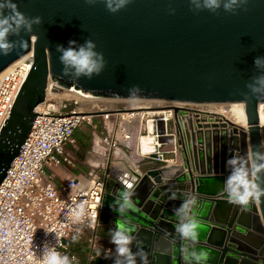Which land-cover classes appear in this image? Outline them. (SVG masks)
Instances as JSON below:
<instances>
[{
    "label": "water",
    "instance_id": "1",
    "mask_svg": "<svg viewBox=\"0 0 264 264\" xmlns=\"http://www.w3.org/2000/svg\"><path fill=\"white\" fill-rule=\"evenodd\" d=\"M14 2L27 16L42 17L43 23L34 26L33 33H21L29 41L26 50L0 55L1 74L33 51L31 70L0 134V184L30 132L37 107L45 101L48 81L101 99L243 104L244 126L216 114L201 116L169 106L175 137L164 135L162 121L157 123V133L166 154L174 152L176 141L180 164L140 162L149 167L134 172L136 207L122 217L113 207L126 186L105 180L97 229L110 231L118 219L130 221L144 241L150 264H188L174 210L186 196L195 195V212L204 225L196 245L207 253L203 264H264V198L257 203L259 215L255 203L245 209L229 203L223 191L229 174L226 160L234 152L244 154L264 142L258 111L264 98L245 95L246 83L258 74L254 60L264 56V0H250L248 10L235 15L223 8L218 13H195L189 0H132L116 13L109 12L102 0L94 6L85 0ZM170 9L175 13L170 14ZM31 34L38 37L33 39ZM88 38L104 54L105 69L92 79L74 81L63 76L57 45L67 47L70 40L83 44ZM134 85L142 91L130 95ZM110 254L113 250L105 256ZM105 256L104 262L113 264Z\"/></svg>",
    "mask_w": 264,
    "mask_h": 264
},
{
    "label": "built area",
    "instance_id": "2",
    "mask_svg": "<svg viewBox=\"0 0 264 264\" xmlns=\"http://www.w3.org/2000/svg\"><path fill=\"white\" fill-rule=\"evenodd\" d=\"M32 64L30 50L0 77V134ZM56 90L74 101L90 96L48 81L45 101L37 107L30 132L0 184V264H42L45 243L75 261L72 244L86 234L94 247L98 219L92 213L100 211L106 178L69 179L57 184L51 173L53 168L71 164L65 146L74 143V134L83 125L91 127L95 119L100 121L101 143L110 157L119 150L140 162L178 164L176 141L174 152L166 154L157 133V123L162 121L164 135L173 134L169 106L144 108L137 99H107L100 103L106 106L99 108L66 109L54 96L47 97L48 91ZM183 117L178 116L179 120ZM144 136L151 138L148 147L142 144ZM81 202L87 215L83 223H77L72 212Z\"/></svg>",
    "mask_w": 264,
    "mask_h": 264
},
{
    "label": "clouds",
    "instance_id": "3",
    "mask_svg": "<svg viewBox=\"0 0 264 264\" xmlns=\"http://www.w3.org/2000/svg\"><path fill=\"white\" fill-rule=\"evenodd\" d=\"M94 6L101 0H85ZM106 9L111 13H116L125 8L132 0H102ZM250 0H189L191 10L198 13L207 10L218 13L223 8L225 12L237 14L238 10L247 11ZM175 9H170V14H174ZM43 19L40 16L29 17L19 10V6L14 0H0V55L7 56L17 49L26 50L29 41L21 37V33H33V27L41 25ZM17 37L19 39H10ZM31 38L38 37L35 34ZM96 43L88 38L83 44H78L75 40H70L68 46L57 45L56 51L60 53L59 61L63 65V76L70 77L74 81L80 78L92 79L99 76L106 67L107 61L104 54L96 50ZM254 67L258 74L250 78L245 87L248 98H264V56L256 57ZM130 95L138 94L142 89L138 85L132 86ZM229 169V174L225 179L224 193L228 202L247 208L251 203H259L264 198V142L254 146L251 151L240 154L234 152L225 162ZM136 195L131 185L125 187L119 193V198L115 201L116 211L119 217L135 210L136 203L133 197ZM172 198H176L175 194ZM198 200L195 195L186 196L180 206L174 210L178 223L176 232L185 242L183 253L188 264H203L204 251H198L196 245L199 242L201 231L204 225L198 218L195 209ZM87 215L86 205L81 202L72 212V216L77 223H83ZM98 212H93L92 216L98 219ZM110 243L114 245L113 254L105 256L112 259L113 264H150L149 253L145 251L144 241L139 238L138 230L130 221L115 222V227L110 230ZM133 246L136 250L133 251ZM157 251H162L157 248ZM42 264H71L70 258L66 254L57 251L54 245L45 243L41 252Z\"/></svg>",
    "mask_w": 264,
    "mask_h": 264
},
{
    "label": "crops",
    "instance_id": "4",
    "mask_svg": "<svg viewBox=\"0 0 264 264\" xmlns=\"http://www.w3.org/2000/svg\"><path fill=\"white\" fill-rule=\"evenodd\" d=\"M91 127L92 129L89 134L83 135V133H81V130H79V133L75 132V134H79V137L74 135V143L67 144L65 146V154L71 160V164L62 165L60 167L51 169V173L54 176L55 182L57 184L65 182L69 179H77L80 181H85L91 178H106V180L110 179V177H108L110 173H108L105 168L109 152H107L106 147L101 143L100 136L102 134L100 129V122L99 127H96L94 122L93 126ZM165 157L169 159L173 156L165 155ZM132 160L137 164L140 163L139 158L137 157H133ZM180 162L181 160L178 157V163L180 164ZM193 176L195 177L197 175L193 174ZM210 187L213 189L216 187V185L210 184ZM255 205L258 210L257 203H255ZM95 241L96 244H94L92 250H94L95 259H97L96 264H106L104 262V256L110 250H114V245L110 243V231L98 228L95 233ZM75 255L76 260L71 264H82V259L80 258L82 254L80 255L78 253H75ZM92 257V255H89L86 264H88L89 260H91Z\"/></svg>",
    "mask_w": 264,
    "mask_h": 264
},
{
    "label": "bare ground",
    "instance_id": "5",
    "mask_svg": "<svg viewBox=\"0 0 264 264\" xmlns=\"http://www.w3.org/2000/svg\"><path fill=\"white\" fill-rule=\"evenodd\" d=\"M19 60L12 63L9 67H7L1 74L0 77L3 76L5 72L12 69ZM54 96L55 98L59 99L61 103L64 104L66 109H74L76 107L83 108L86 110L99 108L102 106H106L100 103L107 102V99L95 98L92 96H85L83 95L78 101H74L75 98L65 96L62 91L56 90L52 93H49V96ZM78 95V94H77ZM142 107L144 108H158L162 106H180L186 110V113H193L198 112L201 116V113H210L216 114L218 116H222L237 125L244 126L245 125V114L243 110V104H226L225 106L221 104H213V105H193V104H176V103H169L164 101H153V100H136ZM90 104V106L85 107V105ZM40 106L38 107V109ZM260 121L264 124V104L259 105L258 108ZM151 142V138L144 136L142 138V144L145 147L149 146ZM117 155V162L110 174V180L113 183H117L123 186L131 185V183L135 180L134 172L140 173L142 169H147L149 167L148 163L144 164H137L129 156L122 154L119 150L115 151Z\"/></svg>",
    "mask_w": 264,
    "mask_h": 264
},
{
    "label": "rangeland",
    "instance_id": "6",
    "mask_svg": "<svg viewBox=\"0 0 264 264\" xmlns=\"http://www.w3.org/2000/svg\"><path fill=\"white\" fill-rule=\"evenodd\" d=\"M221 105L225 106V104H221ZM88 106H90V104L85 105L84 108H86ZM99 122L100 121L95 119L94 123H95L96 127H99ZM91 129H92V127L83 125L76 132L79 133L80 132L79 130H81L82 131L81 133H83V135H84V134H89L91 132ZM74 135L79 137V134H74ZM112 156L111 157L109 156L110 159L109 160L107 159L106 164H105V168H106L107 172L110 173V174H111V171H112V169L114 168V166H115V164L117 162V155L113 154ZM129 157H130V159H132L131 156H129ZM108 177H110V175H108ZM89 238H90V235L86 234L81 239L76 240V242H74L72 244V247H71V252L73 254H75V253H78L80 255L82 254V256H80V258L82 259V264H86V262L88 260L87 258L89 257V255H92L93 257H92L91 260H89L88 264H96V260L97 259H95V253H94V250H92V248H93L91 246L92 243H89V240H90ZM95 244H96V241H95ZM73 262H75V261H71V263H73Z\"/></svg>",
    "mask_w": 264,
    "mask_h": 264
}]
</instances>
